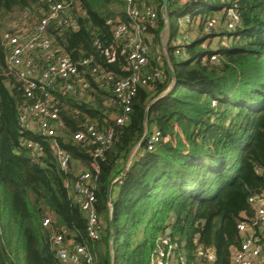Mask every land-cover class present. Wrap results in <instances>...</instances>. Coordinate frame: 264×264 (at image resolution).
<instances>
[{
	"label": "trees",
	"instance_id": "trees-1",
	"mask_svg": "<svg viewBox=\"0 0 264 264\" xmlns=\"http://www.w3.org/2000/svg\"><path fill=\"white\" fill-rule=\"evenodd\" d=\"M58 1L0 0V27L6 14L36 9L40 15ZM145 1L157 14L146 34L157 42L162 0ZM191 1L194 9L185 6V13L198 18L201 29L214 11L236 4L239 25L229 34L232 42L219 47V61L212 62V50L202 47L212 34L180 45L179 57L169 43L170 66L164 60L162 77L137 88L123 124L117 118L124 110L109 106L107 88L92 83L84 100L60 96L59 141L71 155L66 171L47 138L19 127L20 106L27 101L5 67L0 35V264H57L54 234L85 246L93 256L89 264H147L156 239L167 232L184 243L189 256L199 245L212 247L213 264H231L240 241L236 225L254 214L248 199L264 194V0ZM73 2V24L54 32L55 43L73 60L93 56L101 68L127 77V49L106 24L123 20L121 0ZM180 6L167 0L164 7L171 36H180L178 23L169 20ZM104 48L113 50L114 62H107ZM90 122L113 132L110 146L94 159L93 146L72 138ZM152 128L161 140L149 151L145 133ZM22 135L41 142L38 161L22 146ZM76 166L92 175L98 240L87 236L85 216L70 190Z\"/></svg>",
	"mask_w": 264,
	"mask_h": 264
},
{
	"label": "built area",
	"instance_id": "built-area-1",
	"mask_svg": "<svg viewBox=\"0 0 264 264\" xmlns=\"http://www.w3.org/2000/svg\"><path fill=\"white\" fill-rule=\"evenodd\" d=\"M176 1L181 6L189 8L196 2ZM114 6L118 7V5ZM119 6L124 16L123 20L117 19L115 23L107 20L106 24L111 26L114 40L121 39L124 42L123 49H127L125 59L127 69L130 71L127 77L118 76L112 71L101 68L93 56L73 60L62 47L55 43L54 32L57 30L60 32L73 24V0L50 3L47 10L40 15L36 13V9H26L22 11L19 23L1 33L2 45L6 52L5 67L8 73L20 83L27 101L20 106L19 127L22 133L30 131L47 138L57 164L63 171L69 168L71 155L59 141L61 135L59 112L62 107L60 96L84 100L90 91L94 90L92 83L97 84V87L107 88L109 106L118 105L124 110L125 114L117 118V123L123 124L127 120L130 101L137 88L162 77V68L148 66L145 44L150 41L149 35L146 34V27L155 21L157 15L155 9L151 5H146L144 0H121ZM161 14L162 18L164 16L168 18L166 11ZM216 14L221 15V21L219 18L216 19ZM207 18L209 19L204 22L203 32L206 36L211 34L213 36L204 40L206 44L212 40L221 44L222 41L230 39L232 36L229 34L239 25L236 4L233 3L219 8L213 12L212 17ZM195 20L191 19L190 13H185L179 18L180 39H186L184 36L188 27L185 25H191ZM190 42L173 43L176 46L174 55L182 56L184 51L179 46ZM226 46L222 44L219 47ZM219 47L211 51L209 58L212 62L219 61L220 55L217 52ZM103 51L107 62H114L113 50L104 48ZM121 53L123 54L124 50ZM212 105H215L214 101ZM145 136L149 151L153 150L161 140L158 129L146 132ZM72 138L74 141H82L93 146L91 155L94 159L110 146L113 132L109 128H99L96 122H90L83 125V130L76 131ZM167 140L168 137L163 139V141ZM20 141L28 151L31 160L38 161L43 151L41 142L23 135ZM91 168L94 171L98 170L94 160ZM91 176L88 170L79 173L70 185V190L85 216L87 236L92 240H98L101 225L94 206L96 197ZM258 198L262 199V203L255 205ZM248 201L254 209V214L238 221L236 225L240 241L231 254V264H264V197L252 196ZM48 224L49 220L44 219L42 225ZM51 244L57 264L92 262V253L85 246L65 241L61 234H54L51 237ZM215 258L212 247L201 245L195 247L189 256L184 243L167 232L156 239L147 264H213Z\"/></svg>",
	"mask_w": 264,
	"mask_h": 264
},
{
	"label": "rangeland",
	"instance_id": "rangeland-1",
	"mask_svg": "<svg viewBox=\"0 0 264 264\" xmlns=\"http://www.w3.org/2000/svg\"><path fill=\"white\" fill-rule=\"evenodd\" d=\"M144 3L146 5H150L151 2H147L144 0ZM194 7H190V10H193ZM185 6H180V7H175L171 10V15H170V23H174V22H178L179 18L185 13ZM161 12H165V10H162L161 8ZM162 15V14H161ZM21 17H22V12L20 11H14L10 14H6L5 16L2 17L1 19V27H0V35L3 31H5L6 29H8L10 26L12 25H16L17 23H19L21 21ZM216 19H220L221 21V15L216 14L215 15ZM161 20L163 21V25L162 28L159 32V37L157 42H151V41H147L145 44L147 46V60H148V66L149 67H157V68H164L165 67V62L167 63V67L170 66V64H168V57H169V50H168V46L169 43H177V42H182L184 41V43H187L189 41H192L194 39V37H202L204 35L203 29L200 28L199 22L198 20H195L191 25H189V27L186 29L185 32V40L178 38L177 36H171V30H170V24L168 21L167 17H161ZM225 21V20H224ZM221 23V22H220ZM223 24V23H221ZM150 37V36H149ZM232 42V38H228V40H224L222 41V43H218L216 40H212L209 43H204V46H207L206 48L213 50L216 49L217 47H219L222 44H230ZM167 47V49H166ZM203 47V46H202ZM153 128L150 130L152 131ZM177 134L178 137H181L182 139H184L183 137V132L179 130V128L177 129ZM169 138V137H168ZM152 151V150H151ZM77 169V173L76 175H78L80 173V168L78 166H76Z\"/></svg>",
	"mask_w": 264,
	"mask_h": 264
},
{
	"label": "water",
	"instance_id": "water-1",
	"mask_svg": "<svg viewBox=\"0 0 264 264\" xmlns=\"http://www.w3.org/2000/svg\"><path fill=\"white\" fill-rule=\"evenodd\" d=\"M166 3H167V0H162V8H164L165 6H166ZM165 93V92H164ZM163 93V94H164ZM162 94V95H163ZM136 151H137V147L135 148V150H134V153H133V155H132V157H130V159H129V161L131 160V158H133V156H134V154L136 153ZM111 186L112 185H110L109 187H108V191H107V199H108V201H109V203H110V190H111Z\"/></svg>",
	"mask_w": 264,
	"mask_h": 264
},
{
	"label": "crops",
	"instance_id": "crops-1",
	"mask_svg": "<svg viewBox=\"0 0 264 264\" xmlns=\"http://www.w3.org/2000/svg\"><path fill=\"white\" fill-rule=\"evenodd\" d=\"M194 7V6H193ZM215 12V11H214ZM196 20H198V18H196ZM179 24V21L177 22ZM177 24V25H178ZM177 36V35H176ZM178 37V36H177ZM181 36H179L178 38H180ZM172 42V41H171ZM264 197V194L262 195ZM262 203V199L258 198L256 199L255 205H260Z\"/></svg>",
	"mask_w": 264,
	"mask_h": 264
}]
</instances>
